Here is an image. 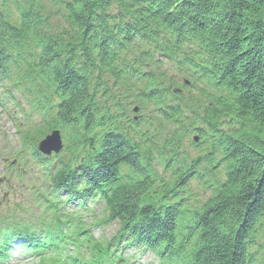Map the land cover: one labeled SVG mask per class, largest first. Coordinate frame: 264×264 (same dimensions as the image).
Listing matches in <instances>:
<instances>
[{
  "label": "trees",
  "instance_id": "obj_1",
  "mask_svg": "<svg viewBox=\"0 0 264 264\" xmlns=\"http://www.w3.org/2000/svg\"><path fill=\"white\" fill-rule=\"evenodd\" d=\"M48 1L51 3L48 12L53 14L57 11V6H65L60 11V13L63 11V14L58 12L59 17L55 21L54 30H47L49 22L44 14L36 16L29 14L32 12H24V15L28 16H24L19 28V32L24 33L22 34L24 44L19 42L16 31L11 28L9 31L4 30L6 29L2 25L4 21L0 17V39L5 38L0 43V73L2 72L0 77L9 76L11 74L9 69L14 70V66L26 64L30 67L28 72H31L32 77H39L47 82L49 80L44 76L46 75L50 80H55L54 86L51 82L49 85L51 88L48 90H43L42 84L36 87L39 94L41 90V98L31 95L32 100L22 91L17 92L20 101L28 103V113H23L21 122L16 123L17 130L26 124L29 128L34 125L28 122L29 115L38 111L39 116L42 114L49 116L57 108V118L53 119L52 124H42V129L34 131L33 134L37 137L41 133L59 129L63 136L66 135L68 159L60 163L53 172L42 169L47 185L49 183L47 187L52 188L58 184L57 180L67 182L72 176L69 171L81 167V164L88 165L94 161V153L98 151L100 154L98 160L102 163L98 162L101 166H106V172L98 183L109 181L116 175L117 168L124 165L132 183L137 185L130 189L117 186L115 188L117 191L110 200L103 198L105 202L99 209L100 219L95 218L97 224L105 223L112 213L121 214L124 225L131 220L137 202L142 197L141 194L148 191L140 182L148 177L155 183L154 190L163 188L169 191L168 203L171 207L172 204H178L180 210L177 213L181 214L188 227L195 230L193 237H181L180 241L190 238L193 247L199 252L195 257L185 256L179 259L180 264H244V237H241V234L255 222L257 215L264 213V0H149V4L143 3V9L149 10L145 16L151 20L149 22L151 31H147L146 35L153 37L155 32L159 33V22L153 20L157 16L160 23L171 29L174 34L171 38L166 37L164 42L167 51L171 53L166 54L165 63L171 67V71L166 74L161 71V77L168 81L169 87L165 88L164 92H155L154 86L144 88L146 84H140L138 88L139 91H143L141 95L151 92L146 98L152 103L154 100L168 99V95L169 99L177 103V109L164 110V115L169 116L165 115L167 118L162 119L166 130L156 135L153 144L158 157L156 158V153L150 156L156 158L164 175L168 173L166 179L158 175L156 169L151 170L148 163L137 162L138 154L128 147L131 144V139L130 141L128 139L135 133L131 128L133 124L129 123L127 128H124L121 125L128 122L127 118H121L119 115L116 117L110 113L101 116L100 113L107 108L101 110L99 99L96 98L100 88H86L80 78L84 72H88L86 66L90 65L89 60L92 56L96 61L97 70H102L108 75L106 85L112 81L118 84L116 93L134 92L135 85L131 82L132 67H127L126 65L130 64L125 63L129 56L124 58L125 60H120L123 63L120 66L112 67L107 59H104L103 64L98 56L99 51L93 45L94 42L86 39L90 27L92 28L90 14L101 3L100 0H75L72 5L67 4V0ZM112 1L119 3L116 0ZM23 10L24 6H21V11ZM114 13L110 12L107 16L110 22H113ZM152 14H155V17ZM61 25H65V28ZM93 27L97 28L95 24ZM39 28L44 29L38 31ZM137 36H132L133 44L141 43ZM7 37L12 39L6 41ZM118 40L121 42L117 43V48L113 47L112 41L109 44L114 51L125 49L122 36H119ZM179 41L183 43L180 44ZM147 44L152 46L150 43ZM53 46L57 48L53 49ZM26 50H32L33 55L40 51V59L34 60L29 57ZM105 51L106 49H103V54ZM175 52L178 56L174 55ZM144 55L147 53L141 56ZM159 56L163 57L162 53ZM74 57H82L87 63L85 66L66 64L67 59ZM195 57L199 59L198 62L194 60ZM150 60L153 59L146 58L141 64L152 68L154 66ZM71 65L72 70L68 68ZM158 68L160 67L154 68V72L160 74ZM70 71L71 74L68 76ZM79 71L81 73L77 77ZM63 73L66 76L62 75ZM179 74L181 77L175 81ZM13 76L16 79V73ZM14 78L11 82H15ZM95 82L96 80L93 81ZM1 95L4 96L2 93ZM10 95L14 96V93L4 97L10 99ZM12 101L20 111L23 109L19 102L14 99ZM148 103L142 101V104ZM136 106L135 103L133 107ZM219 117L223 118L217 121ZM8 118L15 121L11 114ZM91 118L93 126L87 128L86 124ZM168 118L170 120L167 123ZM219 122H222L219 128L225 134L220 133V137L212 139L207 144L206 134L213 133ZM186 123L189 124L188 129H185ZM196 123L203 125L197 131ZM78 126H83L85 133L90 132L97 143L105 134L102 138L104 147L100 148L99 144L96 148L87 147V139L77 132ZM112 133L121 135L125 143L110 136ZM194 134H197L198 141L195 144L191 140L190 147L196 151V157L186 159L185 156L188 155L182 150L180 153V147L182 149V144ZM110 140L115 141V148L108 147L107 143ZM135 141L140 143L142 148H146L142 141ZM134 146L136 147L135 143ZM80 149L83 154L77 157ZM84 156L85 158L80 161ZM175 162V167L171 169L170 165ZM201 162H206L204 166L208 170L206 173L197 170ZM217 163L224 165L220 168L221 171L215 167ZM227 172L229 176H226ZM197 173H202V179ZM84 176L88 181L93 180L92 172ZM184 179L185 183L197 179L200 182L199 187L208 192L205 206L191 205L193 216L189 215L187 199L183 197L186 191L180 183ZM216 180H221L222 186L216 185ZM142 199L145 203L146 199L143 197ZM43 207L47 215L41 221L45 224L53 227L69 224L68 215L58 212L56 207L46 205ZM173 219L174 211H168L165 221L161 224L156 223L153 229L162 236L166 234L165 230H169L164 228L171 227ZM199 220L202 221V226H199ZM150 231L149 225H143L142 229L138 228V236L147 237ZM109 244L110 241L97 240L96 243L86 244L85 250L92 261L96 262L98 261L96 250H105ZM44 261H48V264L59 263V259L51 254L40 257L38 264Z\"/></svg>",
  "mask_w": 264,
  "mask_h": 264
},
{
  "label": "rangeland",
  "instance_id": "obj_2",
  "mask_svg": "<svg viewBox=\"0 0 264 264\" xmlns=\"http://www.w3.org/2000/svg\"><path fill=\"white\" fill-rule=\"evenodd\" d=\"M75 0H67V4L72 5ZM103 1V2H102ZM119 3H114L112 0H100V4H98L95 9L92 10L91 12V25L92 28L90 27V30L88 31V35L86 39L89 40V42L92 40L94 43L93 45L97 48L99 51L98 56L99 59L103 62L104 64V59L109 61V64L113 67V65L120 66L123 63L120 60H125L124 58H127V56H132V60H134L132 63H130V60H128L125 63H128L130 65H126L127 67H132L131 70V77L133 79V84L135 85L134 92L130 94H120L116 93V87L117 83L115 82H109L110 84H105L108 82V75L103 72L102 70H97V65L96 61L94 58L91 56L89 60V64L86 67L88 68V72H84L80 78L84 81V87L93 89V88H100L99 94L96 97L99 99V103L101 105V110H104L101 112V116H103L106 113H110L114 116H118L121 118H129L130 120H133L134 116L133 114H139V118H137V122L133 123L131 128L135 131V133L131 134V138L128 140L130 141L131 139V145L132 147L135 148V152L141 156L145 157L146 162L150 166V169H156L158 175L162 176L164 179H166L168 173L164 175L162 173V168L159 167L157 164L156 158L158 157V154L156 152V149L153 148L154 140L156 138V135L160 132H164L166 128L164 125L161 123V126L157 127L156 124L151 123L153 121L152 117H159L160 119H163L164 115V110L165 109H177V103L175 100L169 99H164L163 101L159 100H154L155 102L152 103L150 100H148V97L151 92L146 93L141 95L143 91H139L138 88L140 87V84H146L144 88H149L151 86H154V91L155 92H164L165 88L169 87L168 81H166L164 78L159 79L156 78V81H152V77H156V74L154 72V68L156 67H163V65L167 61V55H170L167 50L168 48L165 47V38L166 37H173V31L171 29H167L164 27L163 23H160V20H158V16L153 19L156 20L158 23V32L159 33H154L153 37H148L146 35L147 31H151V26L149 22L151 20H148L146 18L147 16L146 13L149 10H144L143 9V3L149 4V0H116ZM99 3V2H98ZM108 3V4H106ZM51 3L48 0H0V17L4 21L2 23L3 27L6 29L4 30H14L16 31L17 38L20 43L24 44V39L22 38V34L19 32V28L21 27V20H24V12H32L29 13L31 15H38L41 14L45 16L49 22L47 30H54L55 27V21H57L59 14L62 7L65 6H57V11H55L53 14L48 12V6ZM106 4V5H105ZM21 6H24V10L21 11ZM50 8V7H49ZM151 8V6H150ZM149 8V9H150ZM64 10V9H63ZM63 12V11H62ZM60 13L61 15L63 13ZM110 12H115L113 14V22H110L109 18L107 17ZM46 14V15H45ZM155 17V14H152ZM28 16V14L26 15ZM25 16V17H26ZM151 17V16H150ZM23 24V23H22ZM95 24V27L93 25ZM264 24V21H263ZM9 27V29L7 28ZM23 27V25H22ZM62 28H65V25H61ZM11 28V29H10ZM44 28H39L38 31H42ZM46 30V31H47ZM153 33V32H152ZM135 35H138V40L141 41V44L139 47L136 45L138 43L133 44L132 42V36L135 37ZM173 35V36H172ZM42 36V35H41ZM119 36H122L123 42L122 44L125 45V49L119 50V51H114L111 47H109L110 42L112 41L114 43V48H117V43H120L119 41ZM43 37V36H42ZM145 37V38H144ZM29 38V36H28ZM10 39L7 37L6 41H10ZM5 40V38L0 39L1 41ZM161 43L163 44H160ZM152 44V46L148 45L147 43ZM179 43H183L182 41ZM188 44V43H185ZM53 49H56L57 46H53ZM1 49V48H0ZM103 49L105 53L103 54ZM178 52L177 50H174ZM56 52V51H55ZM140 52H143L142 54H146L144 56H141ZM174 53L175 56H178V53ZM26 53L28 54L29 57H32L34 60H38L41 57V52H37L36 54L33 55L32 50H26ZM162 53L163 57L160 58V54ZM26 54V55H27ZM125 56V57H124ZM153 60H150L151 65L154 67H150L145 64H141L142 60L146 58H150ZM153 57V58H152ZM129 59V58H128ZM159 59V60H158ZM66 64H75L79 66H85L87 63L85 60L82 59V57H74L71 58L70 60L67 59ZM54 63V62H53ZM102 64V65H103ZM15 69H9L10 75L7 77H0V93H2L4 96L14 93V95H17L18 91H22L27 97H31V95H36L40 96L41 98V90L40 94L39 91L36 89V87L40 84L44 86L43 90H48L51 87L49 86L50 83L52 82L53 86L55 80H50L46 75H44L49 81L44 82L41 80V78L37 77H32L31 72H28V69L30 68L28 65L25 64V66H14ZM69 69L72 70V65L68 67ZM151 70L153 71H150ZM159 69V68H158ZM163 71V70H161ZM160 70H158L159 73H162ZM24 72V73H23ZM100 72V73H98ZM2 73V72H1ZM0 73V75H1ZM16 73V79L14 78L13 75ZM167 72H165L166 74ZM181 73V72H180ZM71 74V71L67 74L68 76ZM62 75L66 76L65 73ZM79 77V75H76ZM181 77V74L175 77V81ZM15 82H11L13 79ZM96 80L95 83L93 81ZM192 85V84H191ZM115 87V88H114ZM10 88V89H9ZM14 89V90H11ZM174 91V89H173ZM175 92V91H174ZM169 94V93H168ZM174 95V94H173ZM0 97V145L1 144H6L7 142L4 140L6 137L9 140L8 148H6V152L3 153L1 152V156H7L9 155V152L12 154H15L16 157L18 156V153L23 156V153H21L22 148L28 149L32 154L30 156H27L23 161L21 160L20 162V167H19V172L21 169H27V167H32L33 168V174L30 173L29 176L25 175L22 177L20 175H13L9 178L7 181V187L5 184H0V219L1 217H6L8 216L11 218V216L17 217L18 220L22 217H26L27 219H32L34 215L39 214V207L36 205V200L38 198L40 200H44L49 202V194L51 193L50 190H45L43 192H40L39 187H37L41 182H42V176H41V162L40 158L37 156L39 155L38 153L41 151H44L43 147H49V148H54L51 143H54L52 139H56V131L48 132L45 134H42L40 136H35L34 134L30 135H23L17 130V126L15 123V126L13 125L12 122L16 121V117L20 115V108H12L16 104L12 101L14 99V96L10 95V100L6 97ZM3 98L5 100H3ZM142 101L149 102L148 104H142ZM59 103V102H58ZM136 103V107H133L134 104ZM138 103V104H137ZM202 104V102L200 101ZM154 104L156 107H154ZM94 106V105H93ZM133 107V108H132ZM22 108L24 111H26L27 107L25 105H22ZM143 108L145 110V114H143L144 111L137 112L138 109ZM145 108H149L145 109ZM57 108H55L53 111L55 112ZM93 109H95L93 107ZM11 114L15 121L10 120L8 117ZM168 116L167 114H165ZM33 116L39 117V115L34 114ZM189 116V115H188ZM169 117V116H168ZM167 118V117H166ZM184 118V117H183ZM223 118V117H221ZM220 117L218 118L217 121L221 119ZM20 119L19 122H21L22 118L19 117ZM30 119L33 121L34 119L30 115ZM170 120V118L167 119V123ZM17 122V124L19 123ZM222 122H219L216 128L214 129L213 133L206 134V143L209 144L212 139H215L216 137H220L221 134H225L222 132V130L219 128L220 124ZM128 122L125 124L123 123L121 126L124 128H127ZM201 124L196 123L195 125V130L201 128ZM189 128V124H185V129ZM24 132L28 130L26 126H23ZM230 134V133H228ZM233 134V133H231ZM230 134V135H231ZM42 136V137H41ZM133 136V137H132ZM41 137V138H40ZM40 139L39 142L36 140ZM198 139L197 134H194L191 136V138H187V140L182 144V149L180 147V153L181 150L188 156H185L186 159L190 157L191 159L196 157V151L190 147V143L192 140V143H196V140ZM135 140L142 141L145 145L146 148H142L140 143L136 142ZM33 142V146L31 147L30 144ZM134 143L136 144V147L134 146ZM139 144V145H138ZM24 146V147H23ZM57 149V148H55ZM79 149V148H78ZM148 149H152L153 151L150 152L151 155L156 153V158L153 159L151 158L146 151ZM1 150V148H0ZM2 151V150H1ZM81 151V149L79 150ZM0 156V157H1ZM184 160V162L186 161ZM33 162L34 166L26 164L27 162ZM96 160L88 163L91 164L95 162ZM180 163V161H177ZM176 165V162L171 164L170 167L173 169ZM206 165V162H201L198 166V171H202L206 173L208 170L204 168ZM40 166V167H39ZM3 165L0 163V168L2 169ZM215 167L218 168L219 171L220 168L224 167L222 163H217L215 164ZM125 170V169H124ZM192 174V173H191ZM190 174V175H191ZM189 175V176H190ZM3 176L2 172L0 173V179ZM197 176L202 179V173H197ZM185 179L180 183L183 184L185 187L184 190L186 191L185 194H183V197L187 199V204L189 208V215L193 216L194 211L191 208V205H194V203H198L200 200L205 201L208 195V192L204 190L203 188L199 187V181L196 179L189 180V182L185 183ZM101 188H112L113 186L116 185V177H113V181H107V182H101L97 184ZM179 185V184H178ZM91 193V196L88 194H79L77 196L71 197L70 200L75 202L79 201L81 199V195H86L87 199L94 198V200H98L102 194L100 190H96L95 188H92L88 190ZM62 195V194H61ZM63 197V196H61ZM60 201L64 199H59ZM50 204V203H49ZM51 205V204H50ZM75 205V204H73ZM21 207V210L18 207ZM65 206H71L68 205L67 200H64L61 203V208H64ZM33 230L36 232L39 231V228H36ZM114 229L113 227H106L105 233H103L104 237L111 236L113 233ZM2 237H5V231L0 227V239ZM36 238V237H35ZM44 240L46 237H42ZM39 241H44L41 240L40 238H37ZM68 247H66L67 249ZM71 259H73L72 255H69ZM146 261H148V255L146 256ZM80 262H78L79 264ZM16 264V263H13ZM18 264H30L27 260L20 261Z\"/></svg>",
  "mask_w": 264,
  "mask_h": 264
},
{
  "label": "bare ground",
  "instance_id": "obj_3",
  "mask_svg": "<svg viewBox=\"0 0 264 264\" xmlns=\"http://www.w3.org/2000/svg\"><path fill=\"white\" fill-rule=\"evenodd\" d=\"M140 44L141 43L139 42L136 46L139 47ZM132 56L134 57L133 54ZM132 56L128 57L130 63L134 61L132 60ZM194 60L197 62L199 61V59H197L196 57L194 58ZM158 70H163L164 72L170 73L171 67H168V64H165ZM77 73L78 75H80L81 71ZM156 78L162 79L161 73L157 74L156 77H152L151 80L156 81ZM0 97H2L1 93ZM3 100L5 99L3 98ZM14 100L19 102L20 105H25L27 107L26 111L22 109L20 111L21 114L18 115V117L22 118L23 113H28V103L26 101L25 103H23V101H20L17 95H14ZM61 102L64 103L65 101ZM16 107L18 106L15 105V108ZM141 111H144L143 114H141L144 115L145 110L143 108L137 110V112ZM35 114L39 115V112L37 111ZM57 114L58 111H53V113L49 116L46 114H42L39 117H35L33 116V114L31 115L34 119L33 121L30 119L29 115L28 122L33 123L34 125L30 128L28 127V130L26 132H24L22 127H19L18 131L23 135L33 134L34 131L42 129V124H52L53 119L57 118ZM133 115L138 116L134 117V119L130 121L129 118H127L128 124L137 122L135 120L139 118L140 113H134ZM161 117L166 118L165 115ZM152 118L153 121L151 123L156 124L157 127L161 126L162 119H160L159 117ZM101 122L102 121L100 120V123ZM92 126L93 122L91 118L87 122L86 127L91 128ZM83 128V126H78L76 129L78 133L83 134V137L87 139V147L96 148L97 144L101 145L100 148L104 147L105 143L102 138L105 136V134L100 139H98L97 143V140L92 138L91 133H85ZM52 131H56V139H52L54 143H51L54 148H45L42 146L44 151L40 150V152L38 153L39 155L37 156L40 158L41 164L56 166L68 159L69 151L67 149L68 145H66V135L63 136L59 129H52L49 132ZM110 136L116 137L117 139L122 140V142L125 143V141L119 134L112 133ZM36 141L39 142L40 139H37ZM107 144L110 148L116 147L115 141L110 140ZM0 146L2 147V150L5 147L4 144H1ZM30 146H33V142L30 144ZM128 147L132 151L135 150V148L132 147L131 144H129ZM1 152L2 151L0 150V154ZM31 154L32 153L28 150L23 153V156L18 153V156L16 158H13L9 164L17 167L20 164L21 160L23 161L27 156H30ZM94 155V159L97 161L88 165L81 164V167L71 169L69 173H71L72 176L67 182L63 183L60 180H57L58 184H55L52 188L47 187L49 183L47 186H39L40 192H43L46 187V190H50L51 193L49 194V196H52V200L49 201L54 207L60 205L64 200H67L68 205L85 204L88 201L86 195L88 194L89 196H91V193L88 190L92 188H95L96 190H100L102 192L103 195H101L99 199H106L108 197V199L110 200V197L114 193H116L117 190L115 189L101 188L98 185H95L100 181V179L106 172V166H101V164L99 163L101 161L98 160V158L100 159V154L98 151H96ZM136 156L137 162L145 163L140 156ZM26 164L34 166L32 161L27 162ZM5 167L8 168L7 164L5 165ZM101 169L102 174H100ZM12 170H10L9 168L5 169V173L15 175V172H18L14 169ZM91 172L93 180L88 181L86 180L84 175ZM116 172V175H114L116 177V184L119 183L120 186H125V188L128 189L133 188L135 185H137L136 183H132L131 177L127 173L128 170L126 166H119ZM226 176H229V172L226 173ZM54 179H56V177H54ZM109 181H113V176ZM140 183L148 190L141 194V196L146 199V202L144 203L142 197L139 198L137 207H135V210L133 211L131 220L126 222L125 225L122 222L123 217H121V214L114 215L112 213L109 216V218L106 220V226L113 227L114 236L110 241L109 246L105 250H96L97 260L99 261V263L123 264L127 256L139 257L129 254L144 253L146 251H149L158 260H170L174 264H180L179 259L185 256H188L189 258L197 256L199 251L196 247H193L190 238L184 239V241H180L181 237H193L195 234V230L191 227H188L182 220L181 214L177 213V211L180 210V206L178 204H172L171 207V205L168 203V199L170 196L169 191L163 190V188L154 190L153 186L155 185V183L153 179L148 177L142 179ZM215 184L222 186L223 182L221 180H216ZM61 194H65V199L62 201L59 200V198H61L62 196ZM79 194L86 195H81V199L79 201L73 202L70 200L71 197L77 196ZM92 199V201H94V198ZM194 204H199L203 207L205 206V201L200 200L198 203ZM94 207L95 206L92 205L91 209H93ZM172 210L174 211V219L172 225L171 227L164 228L169 230H165L166 234H163L161 236L160 232L153 229V225H155L156 223H163L166 219L167 212ZM258 217H260V219ZM37 218L39 219V216L37 214L34 215L32 219H27L26 217L20 218V221L25 223L24 226L21 223H16L6 217H1L0 227L4 229L5 237H2L0 239V264L5 261L4 258H11L13 260L22 258L36 259L40 257L43 258L50 254H59L63 252L66 247H73L74 250H78L82 246L85 247V245L88 243H96L99 237V232L96 230L84 231L81 234V237L71 241H67L66 237H64L61 232L55 230L45 229L36 232V230H33V227H36L38 224ZM129 225L130 227H128ZM143 225H149L151 227V231L147 234V237L138 236V228L142 229ZM200 225L202 226V221L199 220V226ZM130 228L131 230H129ZM42 237H46V239L44 240V238ZM241 237H244L243 263L264 264V213H262L261 215H257L255 222L250 225L249 229L244 234H241ZM37 238H40L44 241H39L37 240ZM135 246L138 248H135ZM148 257L152 258L151 256ZM154 257L152 258V260H155ZM188 262L189 261H187V263ZM143 264L153 263L147 261Z\"/></svg>",
  "mask_w": 264,
  "mask_h": 264
}]
</instances>
